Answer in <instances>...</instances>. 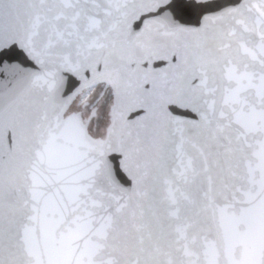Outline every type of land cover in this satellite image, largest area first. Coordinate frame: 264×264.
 Listing matches in <instances>:
<instances>
[{"label": "snow or ice", "instance_id": "6c2138e0", "mask_svg": "<svg viewBox=\"0 0 264 264\" xmlns=\"http://www.w3.org/2000/svg\"><path fill=\"white\" fill-rule=\"evenodd\" d=\"M0 264H264V0H0Z\"/></svg>", "mask_w": 264, "mask_h": 264}]
</instances>
